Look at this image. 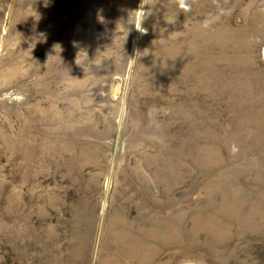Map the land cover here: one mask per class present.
Listing matches in <instances>:
<instances>
[{
    "label": "rangeland",
    "instance_id": "374dc122",
    "mask_svg": "<svg viewBox=\"0 0 264 264\" xmlns=\"http://www.w3.org/2000/svg\"><path fill=\"white\" fill-rule=\"evenodd\" d=\"M0 0V264H264V0Z\"/></svg>",
    "mask_w": 264,
    "mask_h": 264
},
{
    "label": "clouds",
    "instance_id": "9594fccd",
    "mask_svg": "<svg viewBox=\"0 0 264 264\" xmlns=\"http://www.w3.org/2000/svg\"><path fill=\"white\" fill-rule=\"evenodd\" d=\"M145 4V0H141V7L139 9H137V17L135 19V21L133 22L135 24L136 29L141 33V34H145L147 29H145L142 25H143V21L145 20V16L144 14L141 12V8L144 7ZM181 6L185 7V0H181Z\"/></svg>",
    "mask_w": 264,
    "mask_h": 264
}]
</instances>
